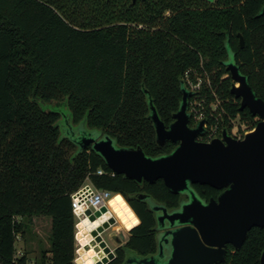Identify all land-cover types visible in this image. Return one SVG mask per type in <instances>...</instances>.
<instances>
[{
	"label": "trees",
	"instance_id": "16d2710c",
	"mask_svg": "<svg viewBox=\"0 0 264 264\" xmlns=\"http://www.w3.org/2000/svg\"><path fill=\"white\" fill-rule=\"evenodd\" d=\"M263 6L264 0H0V264H75L72 195L86 183L122 195L140 219L109 264H124L128 252L155 254L156 217L140 196L173 210L182 195L163 180L115 174L91 147L78 151L62 135V113L44 106L66 103L74 126L85 120L118 146L158 157L177 144H158L145 90L169 127L182 84L191 91L189 82L200 78L189 105L203 102L205 121L227 132L236 118L255 128L258 118L232 93L226 62L230 48L264 100ZM194 188L207 201L224 191ZM42 216L52 222L50 250L33 262L16 244ZM263 252L264 225L250 230L241 248L229 245L218 264H260Z\"/></svg>",
	"mask_w": 264,
	"mask_h": 264
},
{
	"label": "water",
	"instance_id": "95a60500",
	"mask_svg": "<svg viewBox=\"0 0 264 264\" xmlns=\"http://www.w3.org/2000/svg\"><path fill=\"white\" fill-rule=\"evenodd\" d=\"M261 14H264V6ZM226 65L232 79L239 83L232 87V93L241 99V109L248 108L261 118L254 131L243 140L234 139L225 131L222 139L200 141L199 137L206 132V122L202 120L197 126H190L192 92L184 84L180 109L169 127L161 121L150 93L145 90L158 144L163 145L166 141L177 144L169 154L150 157L141 148L120 147L114 138L102 131L100 137L90 130L76 129L71 116L65 117L62 123L64 136L75 143L78 151L91 147L115 174H123L139 183L163 180L172 193L187 196L173 210L148 195L140 196L154 211L158 249L146 257L128 252L124 264L224 263L229 245L241 248L249 231L264 225V101L256 96L248 77L241 73L230 48ZM195 184L224 191L217 199L207 201L196 192ZM76 213L80 222L76 225L75 240L80 246L75 264H80L79 231L85 228L88 233L94 232L93 224L99 227L114 218L106 206L92 210L83 204ZM113 239L120 244L126 236L121 232L119 238L114 236ZM105 244L111 251L109 259L98 264H109L116 258V248L108 242ZM260 264H264V252Z\"/></svg>",
	"mask_w": 264,
	"mask_h": 264
},
{
	"label": "built area",
	"instance_id": "2783aa9c",
	"mask_svg": "<svg viewBox=\"0 0 264 264\" xmlns=\"http://www.w3.org/2000/svg\"><path fill=\"white\" fill-rule=\"evenodd\" d=\"M197 80V84L189 82L190 90L193 92L201 89L202 81L200 80V78ZM218 105L219 104H214L212 106V110L214 111L215 109H217ZM223 112L225 113L224 110ZM189 113L191 114V120L194 124L192 127L197 126V124L202 120L205 121V108L203 106V102H192L189 106ZM212 113L213 112H211V115ZM230 121L232 124V128L229 132H226L229 136L237 140H243L248 133L254 131L255 129L250 127L246 123L241 122L239 118L231 119ZM205 122L206 123L204 125V128L206 132L205 135L201 137V139L205 140L204 142H211L216 138H223V133L225 131H220L217 125L211 126L207 121ZM98 173L102 174V171H99ZM111 198H113V194L110 191L100 190L95 188L91 183H86L83 187H81L76 193L72 195V207L76 217V225L78 222H80L79 215L76 213V210L82 208L83 204H86L92 210L100 209L103 206L108 207V209L110 210L109 201L111 200ZM77 230L78 229L76 228V231ZM79 246L80 244L76 241V257L78 256L77 250Z\"/></svg>",
	"mask_w": 264,
	"mask_h": 264
},
{
	"label": "rangeland",
	"instance_id": "374dc122",
	"mask_svg": "<svg viewBox=\"0 0 264 264\" xmlns=\"http://www.w3.org/2000/svg\"><path fill=\"white\" fill-rule=\"evenodd\" d=\"M209 1L212 3L215 2V0H209ZM44 108L45 110H52V111L55 110L62 113L63 119L61 121V130H62V135L64 136L62 123L64 122L65 117L69 116L70 114L67 104L50 103V104H46ZM75 128L76 129L84 128L86 130H90L94 132L95 135L98 136L100 135V137L103 136V133L100 130L90 129L87 126V122L85 120L82 121L79 125H75ZM30 227L31 228L25 235V238L22 236L18 237L16 245H17L18 254H20L21 252H27L28 255L32 258V261L34 262L36 261L37 258H41L43 250L46 251L50 250L49 237L51 235V228H52L51 218L45 216L34 218ZM121 232L125 234L126 239L119 244L113 238L114 236H119ZM103 235H104L103 236L104 239L108 242V244L111 247L115 248L117 246L119 247L120 245H124L127 242L130 235V231H126L125 229L121 228L119 224H117L116 226H113L109 230H107ZM25 240L26 243L24 242Z\"/></svg>",
	"mask_w": 264,
	"mask_h": 264
},
{
	"label": "bare ground",
	"instance_id": "6f19581e",
	"mask_svg": "<svg viewBox=\"0 0 264 264\" xmlns=\"http://www.w3.org/2000/svg\"><path fill=\"white\" fill-rule=\"evenodd\" d=\"M109 207L114 219L108 220L105 225L99 227L93 224L94 232L88 233L85 228L79 231L78 238L82 243L80 264H98L105 258L109 259L111 251L105 244L107 241L102 237L105 229L119 224L121 228L130 231L140 223V219L122 195H114L109 201Z\"/></svg>",
	"mask_w": 264,
	"mask_h": 264
},
{
	"label": "flooded vegetation",
	"instance_id": "af4514ba",
	"mask_svg": "<svg viewBox=\"0 0 264 264\" xmlns=\"http://www.w3.org/2000/svg\"><path fill=\"white\" fill-rule=\"evenodd\" d=\"M240 37H241V40H240V43H241V45L243 46L244 45V39H243V37L240 35ZM244 75V74H243ZM231 76V75H230ZM246 76V75H245ZM232 78V77H231ZM234 81V80H233ZM233 86H239V83H236L235 81H234V85ZM257 96V95H256ZM236 97V96H235ZM258 97V96H257ZM237 98V97H236ZM259 98V97H258ZM237 99H239L240 100V105H241V99L240 98H237ZM261 99V98H260ZM263 100V99H262ZM264 101V100H263ZM245 109H248V108H245ZM242 110H244V109H242ZM255 116V115H254ZM257 118H258V120H259V122L261 121V118L259 117V116H256ZM258 122V123H259ZM187 198V196L186 195H182V199H186ZM118 238H119V236H118ZM120 246H122V245H120ZM116 249L118 248V246L117 247H115Z\"/></svg>",
	"mask_w": 264,
	"mask_h": 264
},
{
	"label": "crops",
	"instance_id": "0c3cea01",
	"mask_svg": "<svg viewBox=\"0 0 264 264\" xmlns=\"http://www.w3.org/2000/svg\"><path fill=\"white\" fill-rule=\"evenodd\" d=\"M112 248H114V247H112Z\"/></svg>",
	"mask_w": 264,
	"mask_h": 264
},
{
	"label": "snow or ice",
	"instance_id": "6c2138e0",
	"mask_svg": "<svg viewBox=\"0 0 264 264\" xmlns=\"http://www.w3.org/2000/svg\"><path fill=\"white\" fill-rule=\"evenodd\" d=\"M117 198H119V197H117Z\"/></svg>",
	"mask_w": 264,
	"mask_h": 264
}]
</instances>
